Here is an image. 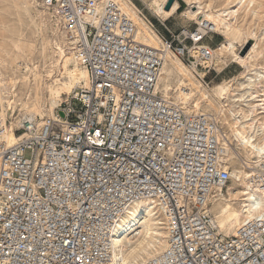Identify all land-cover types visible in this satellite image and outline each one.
I'll return each instance as SVG.
<instances>
[{"label":"built area","instance_id":"2783aa9c","mask_svg":"<svg viewBox=\"0 0 264 264\" xmlns=\"http://www.w3.org/2000/svg\"><path fill=\"white\" fill-rule=\"evenodd\" d=\"M38 1L88 84L52 119L26 114L11 124L0 104V264H118L113 231L147 200L162 209L167 236L136 264H264V214L225 234L210 208L231 181V140L214 114H187L156 88L167 53L208 85L211 27L171 31L160 22L157 48L135 39L117 0ZM243 167L264 194V159Z\"/></svg>","mask_w":264,"mask_h":264},{"label":"bare ground","instance_id":"6f19581e","mask_svg":"<svg viewBox=\"0 0 264 264\" xmlns=\"http://www.w3.org/2000/svg\"><path fill=\"white\" fill-rule=\"evenodd\" d=\"M117 1L134 22L135 39L146 45L161 47L159 33L146 16L140 14L141 10L131 0ZM184 1L187 7L181 11L183 15L194 19L196 24L210 26L222 37L212 48L213 64L215 61L225 63L230 58L237 61L243 70L237 77L208 87L193 75L185 63L167 53L156 84L157 91L164 97L172 96L187 114H206V110L197 109L199 105L209 108L212 112L209 113L214 114L223 127V134L238 147L245 160L249 163L262 160L264 65L259 61L264 58V45L259 43L262 34L264 35V27L257 33L256 24H264L263 6L258 0H222L217 6L212 4L213 0ZM26 2L29 3V0ZM167 2L168 0H151L146 6L158 18L166 20L178 11L179 6L178 1L174 0L170 8L166 9ZM36 12L40 14L37 9ZM44 20L40 14L42 26H45ZM199 30L202 33V29ZM55 41L57 50L52 49L49 52L51 41L45 39V46L41 51L44 58L52 60L49 64L44 62L42 71L50 78V81H46L38 65H34L33 79H30L28 60L30 61L32 53V41L20 37H2L0 104L6 118L13 109L17 85L27 86L29 90L28 100L31 102L25 103L26 111L31 112L28 115L35 114L52 119L55 117V108L62 101V94H68L74 88L88 84L87 71L65 52L61 45V36L57 35ZM248 43L252 44L249 51L245 55L240 54V49ZM53 68L58 70L56 76H52ZM8 128L6 138L11 144L17 140V136L13 134L11 126ZM234 154L233 148L226 147L224 160L231 164L230 176L233 184L225 192H216L210 207L216 226L225 234L232 233L244 220L264 214V194L251 184L249 171L242 164H235ZM166 236V220L162 209L152 201L134 202L113 231V256L118 264L145 261L164 248Z\"/></svg>","mask_w":264,"mask_h":264},{"label":"rangeland","instance_id":"374dc122","mask_svg":"<svg viewBox=\"0 0 264 264\" xmlns=\"http://www.w3.org/2000/svg\"><path fill=\"white\" fill-rule=\"evenodd\" d=\"M146 16L148 20L152 22L154 28L163 35H166V31L164 30L163 25L160 23L162 22L167 28L171 31H177L180 27H188L193 29L197 26L194 19H190L189 17L183 15L181 13L187 7V4L184 0H177L179 3L178 11L175 12L171 17L166 20H161L156 15H154L146 6L151 0H131ZM259 3L262 4V15L264 19V0H258ZM222 0H213V5L217 6ZM36 9L40 11L42 18H45V26L41 25L40 22V14L38 15ZM263 22H259L256 24L257 33L263 29ZM0 28H3V31L0 29V41L2 40L3 36H12V38H23L24 40H30L32 46V53L30 57V61L28 60V67L30 68L28 73L30 75V79H33V67L34 65H38V69L44 76L46 81H50V78L45 76V71H42L44 68V62L49 64L52 60H47V58L43 57V53H41L43 46H45V39L51 41L49 45V52L56 47V36L58 35L56 31V21L51 15V12L44 10L40 5L38 0H29V3L26 0H0ZM263 31V30H262ZM262 39L260 40V45H264V35L262 34ZM210 40L215 43L212 46L215 47L216 44L222 39L221 35L218 33H212L209 35ZM210 42L209 39H206L205 42ZM59 43V42H58ZM252 45V44H251ZM251 45L249 43L244 45L240 49V54L245 55ZM238 46V44H237ZM239 47V46H238ZM57 50V49H55ZM46 53V52H45ZM48 54V50H47ZM55 59V54L54 57ZM230 58L225 63H215L212 65V69L209 73L205 75V79L208 82V87H212L215 83L222 82L223 80H229L234 77H237L239 73L243 70L237 61H233ZM260 64L264 65V58L260 59ZM229 63V64H228ZM221 69V70H220ZM25 71L24 69L22 70ZM200 75H202V71H198ZM58 74V70L53 68L52 76H56ZM194 75V74H193ZM195 77L200 80V77L195 75ZM33 81V80H32ZM201 81V80H200ZM202 83V82H201ZM203 84V83H202ZM205 85V84H204ZM207 86V85H205ZM16 98H14V103L12 105L13 109L10 111V116L8 117L9 120L13 123L20 118L22 115H28L29 111H26L25 103L28 100L29 90L27 86L17 85L16 88ZM49 96L52 97V93ZM19 95V96H18ZM52 95V96H51ZM67 94H62V99L65 98ZM172 98V96H171ZM26 100V101H25ZM23 105V106H22ZM205 106L199 105L197 109L200 111H205L206 113L210 112V109ZM56 109V108H55ZM212 113V112H210ZM35 115V114H34ZM37 117H40L36 115ZM43 119H47L45 116L42 117ZM232 148L235 151L233 160L236 161L235 164L244 166L245 157L239 153L238 147L232 144ZM249 162V161H247ZM229 164V163H228ZM231 165V164H229ZM232 181H230L229 186H232Z\"/></svg>","mask_w":264,"mask_h":264},{"label":"water","instance_id":"95a60500","mask_svg":"<svg viewBox=\"0 0 264 264\" xmlns=\"http://www.w3.org/2000/svg\"><path fill=\"white\" fill-rule=\"evenodd\" d=\"M173 1H174V0H168V2L166 3V6H165V8H166V9H169V8H170V6H171V4L173 3ZM59 115H60V116H62V113H61V112H59Z\"/></svg>","mask_w":264,"mask_h":264}]
</instances>
